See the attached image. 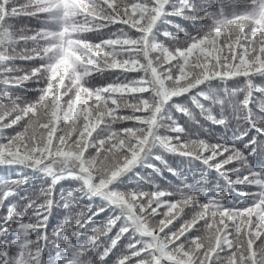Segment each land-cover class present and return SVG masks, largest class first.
Segmentation results:
<instances>
[{
	"label": "snow or ice",
	"instance_id": "6c2138e0",
	"mask_svg": "<svg viewBox=\"0 0 264 264\" xmlns=\"http://www.w3.org/2000/svg\"><path fill=\"white\" fill-rule=\"evenodd\" d=\"M0 264H264V0H0Z\"/></svg>",
	"mask_w": 264,
	"mask_h": 264
},
{
	"label": "trees",
	"instance_id": "16d2710c",
	"mask_svg": "<svg viewBox=\"0 0 264 264\" xmlns=\"http://www.w3.org/2000/svg\"><path fill=\"white\" fill-rule=\"evenodd\" d=\"M103 217H101V219H102Z\"/></svg>",
	"mask_w": 264,
	"mask_h": 264
}]
</instances>
